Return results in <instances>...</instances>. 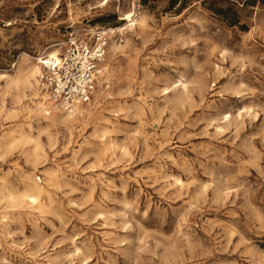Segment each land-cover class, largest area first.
<instances>
[{"label": "rangeland", "instance_id": "obj_1", "mask_svg": "<svg viewBox=\"0 0 264 264\" xmlns=\"http://www.w3.org/2000/svg\"><path fill=\"white\" fill-rule=\"evenodd\" d=\"M104 1L0 0V75L111 37L72 119L0 79V264H264V3Z\"/></svg>", "mask_w": 264, "mask_h": 264}, {"label": "built area", "instance_id": "obj_2", "mask_svg": "<svg viewBox=\"0 0 264 264\" xmlns=\"http://www.w3.org/2000/svg\"><path fill=\"white\" fill-rule=\"evenodd\" d=\"M110 39L105 29H96L86 38H70L57 58L41 63V91L71 113L80 106L91 105L105 70Z\"/></svg>", "mask_w": 264, "mask_h": 264}, {"label": "bare ground", "instance_id": "obj_3", "mask_svg": "<svg viewBox=\"0 0 264 264\" xmlns=\"http://www.w3.org/2000/svg\"><path fill=\"white\" fill-rule=\"evenodd\" d=\"M110 0H105L104 1V3L102 2V5H105V4H107L108 2H109ZM132 16H133V11H130V12H128V13H126L125 15H124V18L123 19H125V20H128V22L130 21V23L131 24H129V26H134V24H136V20H134V19H132ZM138 21V20H137ZM127 22V23H128ZM137 25V24H136ZM129 28V27H128ZM127 28V29H128ZM125 29V28H124ZM119 30H123V28H121V29H119ZM112 31V30H111ZM113 46H116L115 44L113 45ZM112 46V47H113ZM111 47V48H112ZM113 50V49H112ZM115 52V51H114ZM59 50L58 49H53V50H51V51H49L45 56H43V57H39V58H37V60H38V63H35V64H33V65H28V66H25L24 67V65H22L21 66V70L22 71H24V75H18V76H12L11 74H9V73H3V74H1L0 75V79L2 78L3 80H6V87L7 88H12V87H19L20 85H23V86H25V85H32L33 84V81H35L36 82V84H37V82H38V84H39V80L37 79L38 78V76L39 75H41V73H42V64L41 63H43V62H46V63H48L49 61H51V60H53V59H55V58H57L58 57V55H59ZM108 57H109V52H108V55H107V58H106V62H105V64H104V69L106 70V64H107V61H108ZM27 59V58H26ZM22 64V63H21ZM15 66H17V65H15ZM20 70V71H21ZM21 74V73H20ZM104 74V73H103ZM103 74L101 75L102 77H103ZM183 77V76H182ZM181 84L184 86V87H186V84L184 83V82H182L181 81ZM179 85V84H178ZM178 85H176V86H178ZM39 87V86H38ZM40 89V88H39ZM40 93H43V99H45V97H46V99H47V101L50 103V104H55V103H53L52 101H50V99H49V95L45 92V91H41V89H40ZM55 105H57V104H55ZM57 106H59V105H57ZM57 106H55L56 107V109H53L52 111H46V113H49V115L51 114V112H53V111H58L59 113H57L56 115H57V117H65V119H67V120H69V119H72L73 117H75L76 115H80L81 113H82V109L80 108V107H83V106H85V105H83V106H80V107H78L79 109H77V111L75 112V113H71V112H69V111H66L63 107H61V106H59V107H57ZM40 107H42V105L40 106ZM54 107V106H53ZM60 109H62V110H64L65 112H66V115H64V114H60V113H62L61 112V110ZM61 115V116H60ZM229 116V115H228ZM228 116H226V118H228ZM55 121V120H54ZM66 121V120H65ZM74 121V120H73ZM73 124V123H72ZM28 136V135H27ZM23 137H25V135H23ZM15 140V139H14ZM106 145V144H105ZM103 149H106L105 147L103 148ZM1 159V158H0ZM54 178V177H53ZM52 178V179H53ZM49 182V181H48ZM40 185V184H39ZM32 186H34V185H32ZM35 187V190L36 191H41V188L38 186V185H35L34 186ZM33 191H34V189H33ZM36 191H34V192H36ZM44 191H45V189H44ZM40 193H42V192H40ZM23 194V193H22ZM43 197V196H42ZM13 200H19L20 202H24V201H29V202H32V203H34V205L35 204H38V203H40V194H38V192L37 193H26V194H24L23 196H20L18 199L17 198H13ZM32 205V204H31ZM33 206V205H32ZM35 207V206H34Z\"/></svg>", "mask_w": 264, "mask_h": 264}, {"label": "trees", "instance_id": "obj_4", "mask_svg": "<svg viewBox=\"0 0 264 264\" xmlns=\"http://www.w3.org/2000/svg\"><path fill=\"white\" fill-rule=\"evenodd\" d=\"M261 3H264V0H258ZM143 2H147V0H143ZM169 2L171 3L172 6H176L177 4L180 3V0H169Z\"/></svg>", "mask_w": 264, "mask_h": 264}]
</instances>
